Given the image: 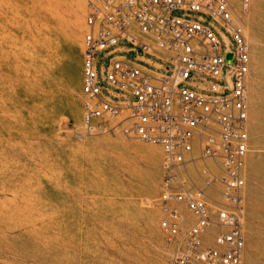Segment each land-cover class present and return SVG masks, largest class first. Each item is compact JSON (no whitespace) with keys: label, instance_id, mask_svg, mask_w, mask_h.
I'll list each match as a JSON object with an SVG mask.
<instances>
[{"label":"rangeland","instance_id":"374dc122","mask_svg":"<svg viewBox=\"0 0 264 264\" xmlns=\"http://www.w3.org/2000/svg\"><path fill=\"white\" fill-rule=\"evenodd\" d=\"M87 4L0 0V264H167L170 257L159 212L147 203L159 194L161 150L121 136L88 135L81 127ZM173 15L211 22L201 13ZM240 23L250 54L243 264H264V0H252ZM123 46L130 44L116 48ZM108 51L96 56L99 80L110 58H133L118 52L103 59ZM99 87L114 101L134 99L113 98L106 82Z\"/></svg>","mask_w":264,"mask_h":264},{"label":"built area","instance_id":"2783aa9c","mask_svg":"<svg viewBox=\"0 0 264 264\" xmlns=\"http://www.w3.org/2000/svg\"><path fill=\"white\" fill-rule=\"evenodd\" d=\"M251 2L88 0L81 127L88 135L121 136L161 150L159 194L147 203L159 212L158 226L171 251L167 264H243L250 54L240 20ZM175 11L201 13L211 22L174 16ZM120 42L130 47L116 48ZM105 50L110 51L103 59L118 52L133 58H110L99 80L96 56ZM137 61L170 73L153 72ZM191 73L225 84L190 78ZM100 81L114 90L108 92L113 98L134 99H110Z\"/></svg>","mask_w":264,"mask_h":264},{"label":"water","instance_id":"95a60500","mask_svg":"<svg viewBox=\"0 0 264 264\" xmlns=\"http://www.w3.org/2000/svg\"><path fill=\"white\" fill-rule=\"evenodd\" d=\"M231 57H232L231 54H227V55H226V59H227V60H230Z\"/></svg>","mask_w":264,"mask_h":264}]
</instances>
